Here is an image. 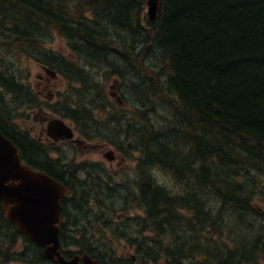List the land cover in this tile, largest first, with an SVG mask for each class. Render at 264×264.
<instances>
[{"label": "trees", "instance_id": "1", "mask_svg": "<svg viewBox=\"0 0 264 264\" xmlns=\"http://www.w3.org/2000/svg\"><path fill=\"white\" fill-rule=\"evenodd\" d=\"M52 31L77 55L64 71V116L90 126L95 103L108 99L104 75L143 96L130 102L134 133L120 137L125 154H139L129 204L143 210L130 218L140 237L118 234L135 247L136 262L115 257L113 238L81 246L100 264H264V0H160L154 22L145 0H0L1 47L41 50ZM125 32L138 36L134 45ZM156 102L170 121H157ZM7 115L0 107V128L23 158L59 179L60 162L13 125L4 128ZM154 163L182 195L154 185L147 175ZM78 192L72 198L89 197ZM209 198L219 206L207 207ZM79 203L76 225L85 220ZM4 224L0 209V257L30 254L40 264L39 250L27 241L16 250L15 225Z\"/></svg>", "mask_w": 264, "mask_h": 264}, {"label": "water", "instance_id": "2", "mask_svg": "<svg viewBox=\"0 0 264 264\" xmlns=\"http://www.w3.org/2000/svg\"><path fill=\"white\" fill-rule=\"evenodd\" d=\"M146 3L148 19L154 21L159 0H147ZM53 131L71 136L70 128L59 119L48 124V134L54 136ZM107 156L111 158L112 151ZM66 193L67 188L60 182L23 164L18 148L0 132V199L6 218L17 220L18 231L43 247L46 258L58 264H78V257L66 260L59 252V199ZM82 258L83 264L94 263L86 255Z\"/></svg>", "mask_w": 264, "mask_h": 264}, {"label": "rangeland", "instance_id": "3", "mask_svg": "<svg viewBox=\"0 0 264 264\" xmlns=\"http://www.w3.org/2000/svg\"><path fill=\"white\" fill-rule=\"evenodd\" d=\"M85 14H87V12H85ZM131 31H132V29H131ZM121 34H123V33H121ZM144 36L145 35L141 36V34H140L141 38H145ZM124 37H126V39H127V44H130V45H134L135 42H136V39L138 38V36L134 37L133 35L131 37H129V33L128 32H125ZM147 39H149V38H147ZM44 44H45V46L55 50L57 53H60V54L64 55L65 57L69 56V54H72L70 52L69 48H68L69 46L67 47V45H66L65 41L63 40V38L61 36H59L57 33L50 34L48 36V40L46 42H44ZM140 48H141V46H136V50H138ZM16 57L15 56L13 57V62H14V65L17 66V68H16L17 69V73L20 74V75H26L28 79H29V74H30L31 80H35V75L39 71V68H38V65H37L36 61H34L32 59L25 58L24 56H20V57L16 56ZM4 59H5V57L3 58V60ZM96 71H98V69L97 68H93L91 73H94ZM115 78L116 77H113V76L112 77H108V76H105V75L103 77L102 82L104 83L105 89H106L107 93H109V94H110L111 91L114 92L113 90H115V88L114 89H110V86L113 84V81L115 80ZM62 79L60 77H57L55 80H53L51 82V84H52L51 87H53L54 90L57 89V88H61V86L63 84V80ZM33 82L30 83L31 87L34 86ZM59 83H60V85H59ZM118 89H119L120 94L124 93L129 101H132V102L134 101L132 93L130 91L129 92L126 91V90H129V89L126 86H122L121 79L118 81ZM137 96H138V98H137ZM110 98H108V99L105 98L104 99L102 97L101 99H99V101H97L95 103V107L98 108V110L96 111V114L99 117H103L104 116V113L101 110L105 108V105L108 104L109 100L112 101L114 105L116 104L115 99L112 98L111 96H110ZM134 99H135L136 102H139L141 104V101L143 100V96H142V94L141 95H135ZM136 102H134V103H136ZM115 107H118V106L115 105ZM161 108L162 107L156 102V108L155 109L159 110V114H160V115L157 116V121H160V123H161L164 120L165 117H166V119H168L170 121L171 117L166 114V110H163L161 112L160 111ZM43 115L56 116V114L54 115V112H51L46 106L43 105V107L41 109H38V108H36V109H26L24 111V117H22V119H18L17 123L22 128H24L27 131H29L32 135H34L36 137H40L42 135L41 131H42V127H43L44 124H42L41 120H39V116H43ZM69 121L70 120H66L67 123ZM96 123L98 124L99 121H97ZM156 126H159V123ZM110 128H111V130H109L110 135L108 136V138L111 139L113 137L112 139L115 140L116 138H114V137H117L119 139L120 135H121L120 130L118 131L117 129H114L113 127H110ZM108 138L107 137L103 138V140H101V141L93 140L92 144H96V146H89L86 149H83L82 147L78 149V145L76 144V146L74 148H72V149H74L75 156H76L77 160H81V159H84V158H91V159H94V160L101 159V155L103 153H105L108 149H110V147H109V139ZM123 144L126 145V143H123ZM115 155H116V157H115L116 160H114L113 163H109L108 162L105 165V167L107 168L108 171H114V170H116L115 169L116 166L119 167V164H121L122 167L124 169H126L125 171H123V172H125L124 173V176H125L127 170L129 169L130 164L133 163L132 158H129V157H125L124 158V157L120 156L118 153H116ZM136 155L137 154L134 153V154H132V157H135ZM115 178H120V177L119 176H115L114 179ZM126 182H129V181L126 180ZM129 192L134 193L132 190H125L122 193L123 194H129ZM131 207L135 208L136 206L132 204ZM131 211L133 213H135V214L139 213V211L134 210V209H132ZM118 244L122 245V243H118ZM70 249L76 250L77 248L70 246ZM12 264H26V263H19V261H17V262L12 263Z\"/></svg>", "mask_w": 264, "mask_h": 264}, {"label": "clouds", "instance_id": "4", "mask_svg": "<svg viewBox=\"0 0 264 264\" xmlns=\"http://www.w3.org/2000/svg\"><path fill=\"white\" fill-rule=\"evenodd\" d=\"M147 175L151 178L154 185L157 187H163L168 190L171 194H183L180 189L181 185L177 184L174 177L170 172H164L159 164L154 163L147 168ZM121 179H126L130 182H137L140 180V175L136 169L135 163L130 164L128 171L125 176ZM207 207H218L219 201L214 198H209L207 201Z\"/></svg>", "mask_w": 264, "mask_h": 264}, {"label": "flooded vegetation", "instance_id": "5", "mask_svg": "<svg viewBox=\"0 0 264 264\" xmlns=\"http://www.w3.org/2000/svg\"><path fill=\"white\" fill-rule=\"evenodd\" d=\"M40 66H41V68L43 67V65H40ZM35 85H36V89H37V92H38L39 96H40V94H44V95H47V96L52 95V92L50 91V88H49L50 79L47 76H44L43 74L38 73L37 74V82H36ZM37 108L41 109L42 107H41V105H38ZM44 139H46V138H44ZM65 176L67 178V177L70 176V174H67L65 172L64 177Z\"/></svg>", "mask_w": 264, "mask_h": 264}, {"label": "bare ground", "instance_id": "6", "mask_svg": "<svg viewBox=\"0 0 264 264\" xmlns=\"http://www.w3.org/2000/svg\"><path fill=\"white\" fill-rule=\"evenodd\" d=\"M134 97L135 96H133V99H134ZM70 176H72V175H70ZM77 189H78V191H84V190L88 189V186L86 184H83V183H78L77 184Z\"/></svg>", "mask_w": 264, "mask_h": 264}]
</instances>
